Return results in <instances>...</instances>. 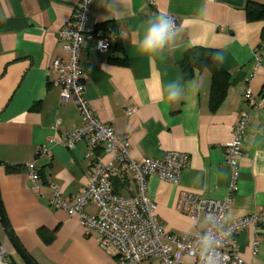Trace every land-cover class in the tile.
I'll use <instances>...</instances> for the list:
<instances>
[{"label":"crops","instance_id":"crops-1","mask_svg":"<svg viewBox=\"0 0 264 264\" xmlns=\"http://www.w3.org/2000/svg\"><path fill=\"white\" fill-rule=\"evenodd\" d=\"M77 1L0 0V201L11 230L36 264H116L114 256L100 249L96 235H84L77 216L50 204L56 190L69 198L83 190L93 157L105 162L112 158L102 147L87 155L84 141L71 148L58 141L81 125L78 107L73 100H61L58 76L51 70L54 60L67 58L57 32ZM248 1L264 4V0L91 2L89 24L98 33L113 30L119 35V42L105 54L88 42L80 50L85 96L97 118L128 139L132 160H162L170 151L189 155L178 184L157 175L147 178V193L168 234L195 230L194 221L177 209L182 191L228 201L227 222L264 214V104L252 111L244 132L234 191L229 189L231 169L224 155L240 114L250 109L244 96L247 86L258 100L264 98L260 37L264 21L248 19ZM161 13L176 19L181 38L161 56L139 54L137 42L146 21ZM204 49L223 52V61L205 67L186 61ZM177 77L195 79L199 88L170 103L162 98V87ZM50 137L47 153L39 154ZM32 164L38 174L34 181L29 177ZM114 191L132 195L135 186L127 181ZM82 211L95 215L98 208L90 202ZM198 224H204V217ZM234 241L247 263L264 264V228L245 227ZM0 245L10 264L11 259L24 264L1 222Z\"/></svg>","mask_w":264,"mask_h":264},{"label":"built area","instance_id":"built-area-1","mask_svg":"<svg viewBox=\"0 0 264 264\" xmlns=\"http://www.w3.org/2000/svg\"><path fill=\"white\" fill-rule=\"evenodd\" d=\"M92 0H78L72 15L57 32L66 59H56L51 70L57 74L55 84L60 88L61 100H73L81 116V125L58 140L63 146L73 147L84 141L87 155L95 149L110 154L109 161L93 157L89 165V177L83 190L73 198L66 197L56 190L50 204L64 209L69 215L79 218L85 236L96 235L100 249L116 258V264H183L190 259L195 264H249L239 254L234 236L245 227L264 228V214H251L234 222H227L228 201L206 198L192 191H182L177 209L195 223L193 232L176 235L165 232L157 219L155 205L147 193L146 182L151 175L172 184H178L186 167L189 155L170 151L162 160L144 158L136 161L129 156L128 139L117 134L110 125L101 122L85 96L84 75L80 68V50L85 42L105 54L115 41V34L100 36L95 25L89 24ZM154 5L155 0H149ZM166 15V14H165ZM171 17L175 24L177 21ZM259 58V57H258ZM245 100L250 109L240 114L232 137L224 148L225 163L231 169L230 191H234L239 177V158L244 145V132L248 127L252 111L264 104L258 100L249 86L245 89ZM128 113L133 112L129 109ZM53 139L47 138L39 154L48 151ZM32 181L38 178L37 170L29 166ZM132 182L135 193L122 195L113 189V178ZM94 202L98 208L95 215L83 213L82 208ZM204 217V224L198 221ZM207 245V246H206ZM258 240H252V248L257 251ZM0 264H10L6 249L0 245Z\"/></svg>","mask_w":264,"mask_h":264},{"label":"clouds","instance_id":"clouds-1","mask_svg":"<svg viewBox=\"0 0 264 264\" xmlns=\"http://www.w3.org/2000/svg\"><path fill=\"white\" fill-rule=\"evenodd\" d=\"M180 37V30L177 28L174 20L163 13L157 14L146 21L143 28V35L137 42L139 54L150 58L161 56L166 49L173 50L177 40ZM223 52H217L213 55V60L223 61ZM199 88V83L195 79L184 81L182 77L169 81L162 87V98L168 102H178L185 98L186 93H193ZM207 246V245H206ZM205 264H212L211 259H207Z\"/></svg>","mask_w":264,"mask_h":264},{"label":"trees","instance_id":"trees-1","mask_svg":"<svg viewBox=\"0 0 264 264\" xmlns=\"http://www.w3.org/2000/svg\"><path fill=\"white\" fill-rule=\"evenodd\" d=\"M245 10L247 13V17L250 21H264V4H259V3L248 1L246 3ZM95 30H96V26H95ZM96 32H97V30H96ZM108 33L115 34L116 39L114 42L115 43L119 42V35L117 32H115L113 30H111L109 32L102 31V33L99 32L98 34L100 36H102V35H106ZM260 37H261V46H264V29H262ZM215 53L216 52H214L213 50H208V49L196 50L195 52H193L192 54H190L187 57L186 61L188 63H191L193 66L205 67V66H208L209 64H212L215 61V60H213V55ZM126 182L127 181L123 178H122V180L115 178L114 182H113L114 190H116L117 187H120V186L126 184Z\"/></svg>","mask_w":264,"mask_h":264},{"label":"water","instance_id":"water-1","mask_svg":"<svg viewBox=\"0 0 264 264\" xmlns=\"http://www.w3.org/2000/svg\"><path fill=\"white\" fill-rule=\"evenodd\" d=\"M0 222L3 226L4 231L6 232L10 243L12 244L13 248L16 250L20 258L23 260L24 264H36L34 260L28 255V253L22 248L19 241L15 237L13 231L11 230L7 219L5 217L1 201H0ZM11 264H17L14 260L11 259Z\"/></svg>","mask_w":264,"mask_h":264},{"label":"rangeland","instance_id":"rangeland-1","mask_svg":"<svg viewBox=\"0 0 264 264\" xmlns=\"http://www.w3.org/2000/svg\"><path fill=\"white\" fill-rule=\"evenodd\" d=\"M183 264H192V263H191V261L186 259V260H184Z\"/></svg>","mask_w":264,"mask_h":264}]
</instances>
